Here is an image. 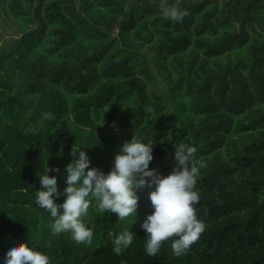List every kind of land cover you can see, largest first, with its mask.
<instances>
[{
	"label": "trees",
	"instance_id": "16d2710c",
	"mask_svg": "<svg viewBox=\"0 0 264 264\" xmlns=\"http://www.w3.org/2000/svg\"><path fill=\"white\" fill-rule=\"evenodd\" d=\"M161 2L0 0V264L14 244L51 264H264V0H179L180 23ZM134 135L154 142L159 175L180 143L205 165L195 207L206 227L181 256L171 240L144 251L155 185L121 221L93 199L81 218L90 245L55 234L34 202L47 161L63 192L74 146L107 173ZM125 230L135 239L116 255Z\"/></svg>",
	"mask_w": 264,
	"mask_h": 264
},
{
	"label": "clouds",
	"instance_id": "9594fccd",
	"mask_svg": "<svg viewBox=\"0 0 264 264\" xmlns=\"http://www.w3.org/2000/svg\"><path fill=\"white\" fill-rule=\"evenodd\" d=\"M160 12L166 20L180 23L188 12L179 6V0L169 5L160 3ZM149 111H151L149 109ZM154 142L137 138L125 142L114 158L107 173L91 166L90 158L83 148L73 147V162L65 169L67 179L63 192L58 190L59 168L47 167L38 177L41 190L36 191V206L53 218L55 234L69 233L77 244H91L94 231L81 219L86 216L94 199L97 207L105 213H114L118 220L137 212L138 192L145 187L155 190L149 193L152 212L141 224L146 233L144 251L155 256L165 241L171 240L173 254L181 256L189 251L205 230V223L198 218L195 205L199 203L196 190L197 177L205 165L196 158L197 149L190 144L174 146L172 159L175 165L167 175H159L150 169ZM63 197V202L57 201ZM135 239L133 231L125 230L112 239L113 252L120 255ZM4 264H51L50 257L27 244H14L8 248Z\"/></svg>",
	"mask_w": 264,
	"mask_h": 264
},
{
	"label": "rangeland",
	"instance_id": "374dc122",
	"mask_svg": "<svg viewBox=\"0 0 264 264\" xmlns=\"http://www.w3.org/2000/svg\"><path fill=\"white\" fill-rule=\"evenodd\" d=\"M117 34V32H115V34L114 35H116Z\"/></svg>",
	"mask_w": 264,
	"mask_h": 264
}]
</instances>
